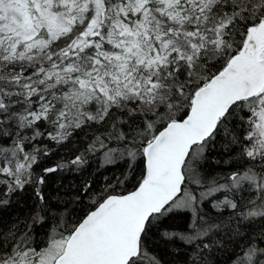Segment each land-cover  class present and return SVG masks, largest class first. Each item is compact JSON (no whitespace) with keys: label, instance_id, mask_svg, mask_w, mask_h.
<instances>
[{"label":"snow or ice","instance_id":"obj_1","mask_svg":"<svg viewBox=\"0 0 264 264\" xmlns=\"http://www.w3.org/2000/svg\"><path fill=\"white\" fill-rule=\"evenodd\" d=\"M0 264H264V0H0Z\"/></svg>","mask_w":264,"mask_h":264}]
</instances>
